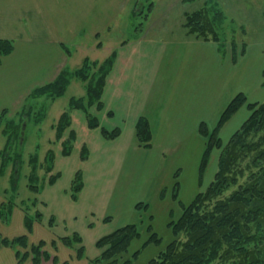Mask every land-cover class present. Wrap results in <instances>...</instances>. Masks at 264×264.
I'll list each match as a JSON object with an SVG mask.
<instances>
[{
	"label": "rangeland",
	"instance_id": "1",
	"mask_svg": "<svg viewBox=\"0 0 264 264\" xmlns=\"http://www.w3.org/2000/svg\"><path fill=\"white\" fill-rule=\"evenodd\" d=\"M205 3L214 11L218 10L222 13L219 21L216 19L215 22L217 32L223 37L222 42L226 43L225 48L230 47V42L233 41L237 44L238 51L243 44L250 47L248 54L240 61V67L233 70L234 74L241 79L251 77L255 64L262 59V52H257V49L260 46L264 48V0H208V2L205 0H131L126 10H122L120 14L122 20L118 27L114 28L116 25L114 22L111 29H108L109 32L103 36L101 33L97 34L98 43L93 39L84 40V37L79 40V49L70 46L73 57L66 66L71 71L81 67L84 59L87 58L91 63H88L91 65L90 73L98 71L99 65L114 52L112 49L118 41H129L125 52L137 50L140 53H151L156 51V45L159 44L160 51L163 52L167 48V40L173 42L175 34L180 35V28L185 32L182 26L184 13L197 9ZM156 19L160 20L156 27L147 28L153 25L152 20ZM174 22L176 29L172 30ZM108 49H111V53ZM118 52L121 53L124 50ZM244 71L247 73L242 74ZM234 82L237 81L234 80ZM86 84L87 80L72 77L61 96L32 99L34 112L29 115L27 122L26 120L22 122L24 134L21 142L16 139L8 148L5 145L7 136L0 132V164L3 149L8 148L7 152H9L6 167L3 172H0V201L10 198L17 203L10 216L15 213V210L28 208V213L31 215L35 213V210L38 211L41 220L46 221L52 218L55 229L63 234L66 231H76L82 238L85 254L89 256L98 253L95 241L99 237L124 224L135 223L141 231L140 237L133 239L128 251L122 254L123 257L112 264H122L135 249L140 248L143 240L149 235L146 227L150 224L152 230L161 238L160 241L141 247L137 256L130 259V264H145L175 237L168 222L178 218L182 203H189L197 192L204 190L210 183L216 171L222 147L212 151L202 180L197 184H195L198 178L197 166L192 164L191 152L186 149L178 154L177 165L172 163L175 154L168 155L164 160H167L169 164L161 168V172L147 174L145 154L135 153V156L128 154L124 157V150H122L130 140L129 133L132 126L129 118L125 116L128 112L123 113L117 106L118 103L126 105L127 102L111 100L103 90L101 100L106 104L100 108L94 104L91 105L87 102ZM255 92L257 94L254 93L255 96L252 97L264 98V89L261 92ZM73 97L83 98V109L71 107L70 101ZM109 105H113V114L108 112L111 107ZM22 106L23 104L12 114L6 108L3 115L5 120L14 118L17 122ZM38 113L39 120L36 121L37 117L34 116ZM62 113L67 115L68 121L64 123V126H59L63 127L62 132H59L60 128L57 125ZM248 114L249 110L240 108L220 128L219 136L223 147ZM89 116L96 118V126L89 125ZM216 120L217 118H209L208 127H214ZM4 125L5 123L3 127ZM157 126L156 122V125L151 127L156 131ZM115 127H119L121 132L118 137L104 136L102 129L109 131ZM154 135L155 141L157 140L154 142L156 147L165 143L158 140L156 133ZM205 142L204 138V146ZM35 155L38 165L41 166L38 168L35 179L39 186L36 191L28 186V174L34 164ZM15 157L20 159V165L14 189L11 180L15 172V168H12ZM177 166H181V169L176 170ZM166 167H169L171 172H166ZM52 174L55 175V179L53 183H50L48 176ZM118 176L128 178L129 182H126V186H129V189H126L120 198H116L121 199L120 201L109 202L103 195L114 183V178ZM151 176L153 177L150 178ZM151 179L149 186L148 182ZM175 181H178V188L173 186ZM79 182L82 186L76 191L75 185ZM180 185H182L181 188ZM137 204L140 205L137 206ZM70 216L72 217L69 218ZM2 222L5 223V221ZM27 249L29 247L24 248V250ZM27 258L31 261V255Z\"/></svg>",
	"mask_w": 264,
	"mask_h": 264
},
{
	"label": "crops",
	"instance_id": "2",
	"mask_svg": "<svg viewBox=\"0 0 264 264\" xmlns=\"http://www.w3.org/2000/svg\"><path fill=\"white\" fill-rule=\"evenodd\" d=\"M129 2L131 0H0V38L13 43L12 50L0 56V111L8 108L10 114L15 113L32 88L54 79L72 59V48H80V39L97 40V34L103 36L109 32L112 23H116L114 28L118 27L122 20L120 14ZM159 21L152 20L153 25L147 28ZM180 30L173 42L167 40L163 52L160 44L151 53L125 52L129 41H118L112 49L117 52L103 90L109 99L127 102L117 106L123 113L128 112L125 116L132 126L130 140L122 150L124 157L145 154L147 174L161 172L160 169L169 164L164 160L168 155L175 154L172 163L177 165V156L183 149L191 152V162L198 170L204 148V137L198 130L200 122L207 124L209 118L218 120L228 101L238 92H243L247 101L264 100L252 97L257 94L255 91L264 89V48L257 49L262 52V59L255 64L252 76L241 79L234 74L233 68L240 67V61L250 47H246L243 54L238 53L233 61L230 47L221 52L215 41L195 38ZM121 50L124 52H118ZM108 51L111 53V49ZM245 73L247 71L242 74ZM109 106L113 114V105ZM240 108L248 110L246 105ZM141 115L148 118L151 126L158 124L156 131L151 127L153 136L149 147L139 146L136 141L134 123ZM155 133L158 140L165 142L163 145H154L157 141ZM177 167L176 170L181 169V166ZM166 172H171L169 167ZM126 182H129L128 178H114L103 197L109 202L120 201L116 198L129 189ZM151 182L152 179L149 186ZM24 215L19 209L5 223L0 219L1 236L13 238L25 234ZM69 233L71 231L63 234L46 221L36 220L27 241L35 244L44 240V249L51 257L56 255L59 261L67 259L69 264H94L91 258L95 255H86L84 250L79 258L74 248L62 243L59 237ZM51 257L39 264H55ZM0 264H31V261L27 258L18 263L14 248L1 246Z\"/></svg>",
	"mask_w": 264,
	"mask_h": 264
},
{
	"label": "trees",
	"instance_id": "3",
	"mask_svg": "<svg viewBox=\"0 0 264 264\" xmlns=\"http://www.w3.org/2000/svg\"><path fill=\"white\" fill-rule=\"evenodd\" d=\"M205 1L208 2V0ZM206 5L207 3L197 9L186 11L182 26L189 35L202 40L215 41L221 50L225 49L226 43L222 42L223 37L217 32L215 22L216 19L219 21L222 13ZM229 46L233 61L236 60L238 53L243 54L246 48V44H243L238 51L235 41L230 42ZM12 48L11 40L0 38V56L9 53ZM114 53L106 57L104 63L99 65L98 71L90 73L91 63L86 58L81 67L70 71L67 66H64L54 79L32 88L18 113L17 122L14 118L5 120L3 115L6 108L2 109L0 131L7 136L6 147L9 148L11 142L22 138L24 129L22 122L24 120L27 122L29 115L34 112L31 100L61 96L72 77L87 80L85 91L89 104H94L99 108L104 105L101 95L115 59ZM82 101V97L77 99L73 97L70 105L73 108L83 109ZM243 105H246L249 114L230 135L223 147L219 130ZM108 112L112 113L111 110ZM39 113L34 116L37 117L36 121L39 120ZM60 116L57 127L64 126V123L68 121L64 113ZM3 123H5L4 127ZM96 124V118L89 116V125L96 126ZM59 128L58 131L62 132L63 127ZM198 130L206 139L198 166L199 182L202 180L212 151L222 147L216 171L204 190L197 192L189 203L181 204L182 209L178 218L168 222L175 237L145 264H264V100L247 101L246 95L238 92L228 101L214 127L209 128L205 122H200ZM102 132L104 136L114 138L119 135L120 129L119 127L109 131L102 129ZM134 132L139 146L149 147L151 145L153 134L147 117L141 115L136 119ZM8 148L3 149L0 172H3L6 167L9 158ZM19 165L20 159L15 157L12 168L17 167L18 169ZM39 167L41 166L38 165L35 155L34 164L28 174V186L34 191L39 188L37 180L35 181ZM13 174L11 181L15 189L18 171ZM54 177L53 174L49 175L48 181L53 183ZM81 186V182L77 183L76 191L80 190ZM173 186L178 188V181H175ZM16 205L14 199L6 200L5 198L0 203V219L6 222ZM28 210V208L23 209L27 232L13 238L0 235V247L14 248L18 263L31 255V264H39L41 260H48L51 254L44 249V240L28 246L27 236L32 231L33 222L41 220L38 211L35 210L32 216ZM46 222L50 226L54 225L52 218ZM146 229L149 235L143 240L140 248L151 242L158 243L161 239L157 232L152 230L150 224ZM140 235L141 231L135 223L124 224L102 235L95 241L98 253L91 258L92 263L112 264L116 262L118 258L123 257V253L128 251L132 240L139 238ZM59 238L63 244L75 249L77 257L83 256L84 245L80 234L73 231ZM52 245H55L54 242ZM26 247L29 249L24 250ZM140 248L135 249L122 264H130V259L137 256ZM51 259L56 264H69L68 260L59 261L56 255H52Z\"/></svg>",
	"mask_w": 264,
	"mask_h": 264
},
{
	"label": "water",
	"instance_id": "4",
	"mask_svg": "<svg viewBox=\"0 0 264 264\" xmlns=\"http://www.w3.org/2000/svg\"><path fill=\"white\" fill-rule=\"evenodd\" d=\"M23 134H24V130H23V132H22V138L20 139V142L23 140ZM17 171H18V169H17V167L15 168V173H17Z\"/></svg>",
	"mask_w": 264,
	"mask_h": 264
}]
</instances>
